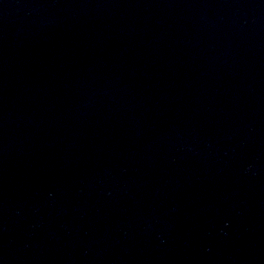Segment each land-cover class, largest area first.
<instances>
[{
  "label": "water",
  "instance_id": "obj_1",
  "mask_svg": "<svg viewBox=\"0 0 264 264\" xmlns=\"http://www.w3.org/2000/svg\"><path fill=\"white\" fill-rule=\"evenodd\" d=\"M0 264H264V0H0Z\"/></svg>",
  "mask_w": 264,
  "mask_h": 264
}]
</instances>
